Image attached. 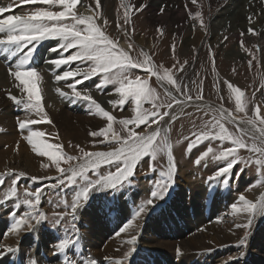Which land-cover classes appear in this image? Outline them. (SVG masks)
<instances>
[{
  "label": "rangeland",
  "instance_id": "374dc122",
  "mask_svg": "<svg viewBox=\"0 0 264 264\" xmlns=\"http://www.w3.org/2000/svg\"><path fill=\"white\" fill-rule=\"evenodd\" d=\"M91 1L95 5L94 0ZM151 1L152 0H147L145 3L136 2L135 4H133L135 7H139L141 4L146 5V7L143 11L135 13L131 16V24L129 25H124V7L122 6V3H119L118 0L112 1L111 3H108L105 7L106 13L100 11V18H102L104 21L107 20V24L105 25L104 21L103 24H97L102 26L105 33L111 38L115 40L123 38L128 43V40L125 38L123 32H121L117 28V24L123 25L127 29L128 33L131 35V42L134 44L135 51L131 52V55L134 59H143V57L139 56V53L143 50L134 42V38H136L137 36L142 37L144 44L148 45V53L151 56L152 61L157 66H162L164 69H172L173 72H175L173 65L177 64V61H179V63L181 64L185 61H188V64L186 65V71L176 72L174 78L179 79L180 77H184V83L188 84L189 87L193 89V98L195 97L197 92L200 91V88L198 86L202 81L203 100L195 104L189 103L183 108V112H181L180 108H177L174 105L173 107L176 113L178 114V118L175 121L171 122H169L168 117L164 118V124H161V128L163 129V131L158 137L162 150L156 153L155 160L152 159L151 153L142 156L140 160L137 161L134 175L129 177L122 184L116 186L115 188L104 189L93 193H91L92 191H90L86 202L83 200L80 202L82 206L78 208L74 220L72 219L71 215H65L64 219L60 223L55 224V221L59 219V214L71 212V202L75 196V193L80 190V185L82 182L79 180V178H77V184L70 186L65 183L64 185L53 188L50 185L52 182H56L54 178L52 179V181L47 179L34 180V177L45 178L44 176H47L46 173H49V175L56 174V176H59L60 173L57 172L56 166L50 160H48V157L45 156L44 160H40V157L38 158V160L34 159V155L37 154L32 151L31 145H28L27 141L24 142L16 138L14 139L13 137V134L20 136V134L25 131H21L18 128V118L29 119L30 116H33V118L40 121L39 124L41 125L46 126L48 124H53V121L50 120L51 117L49 115V112L46 110L44 99L42 96V92L45 90V88L47 86H50L51 88L52 83L48 79L50 75L45 72V70L38 68L40 66L42 67V65H38L36 67L31 66L30 69L36 68L41 77L40 83L38 85V87L41 89V105L44 108V113L47 114V117L51 121V123L42 120V116L44 115V113H28L23 109L22 105L19 106L14 102L11 103L13 104L12 107L15 109H9L11 112V119L8 120V122H10V128H4V131H0L1 136L6 135L8 137H11L9 140L6 139L3 140V142H0V151H5V155H7L4 156L3 159L6 164L8 163L10 167L17 169L10 168L0 170V176H3L5 180L4 184L0 185V219L7 218L11 215L10 220H12V223H15V220L13 219V214L16 218H20L24 215L25 212L29 211L28 206L24 204L26 192H35L37 188H44L40 203L42 209L39 210V212L44 213L46 219L39 221L40 226L38 228V234L40 238L39 243H44V248L40 252V259H38V261L42 260L50 262L53 260V258L57 256V252L59 254L65 253L66 251L74 253V247L72 246V243H69L65 247L63 252L59 251L57 249V246L64 239L74 241L75 236H77L79 240V233H81L83 236L81 230H91V228H93L91 225V221L94 218L92 214L93 212L96 213V222H98V225L102 224L100 229L103 226L107 225L108 222H113L112 224L110 223L111 225H113L114 222L118 223V225H115V231L112 232V237L115 236L116 233L119 232V230L129 220L132 219L133 215L136 213L141 203L147 201L148 199H152L151 192L156 188L157 181L165 179V176L162 174H166L168 171L169 151H171L173 160L176 163V170L173 175V181H175L176 184L174 183L175 185L173 186L172 182L170 187H168L163 198L154 200V205L152 208L154 212L152 215H156V217H154L153 219L160 218L161 221V215L165 210L164 207L166 206V204L169 203L170 200H175V205L177 206L174 208L175 210L170 211L173 215V218L175 219V222H177L178 220L177 214L179 213V211H181V209L179 211L177 210L179 207L183 208L185 216H187L188 213V217L192 220V222H194V205L192 201L193 197L191 194V184H198L200 186H204L206 190V197L202 199L201 202L195 195L197 202L200 203L199 208H201L202 218L204 219V222H206L204 224L215 222L216 220V223L219 225L221 224L220 220L226 222L229 217H232L230 214V211L232 210V205L236 204L238 206L239 204L243 203L239 200L240 196L243 195L247 201L256 203L258 201V197L260 198L262 194H264V174H261V172L258 171L259 166L256 165L254 162L250 164H245L242 162L251 155L246 149L239 150L241 162L233 166L231 173L227 176V178L222 176L215 180H209L208 178L209 176L214 174L217 168L224 167L227 163L226 160L213 159V153H209V155L205 157V159L202 160L199 164H196L195 161L200 156H202V154L207 151L209 147H211L214 153L218 155L225 149L233 147L231 142L228 140L221 142L219 139L206 140L202 143L197 144L191 150L188 149V144L190 140L194 139L192 133L200 131L204 123L206 121L211 120L213 115L219 116L220 114L219 111H209L207 107L198 110V104L203 103L204 105H211L209 103L214 102L223 105L231 113L234 112L235 114H237V120H240L245 116L244 112H237L236 110L234 93H230V90L228 88L229 83L232 84L234 87L239 88L242 92H244L245 96L248 98L249 103L247 106V116L251 117L253 115V108L257 105H259L261 108V115H264V42H262L261 44H257L255 43V41H250L248 38H244L243 36H241V33L243 31L242 29H235L232 32L231 29L229 30L228 24V27L226 26L227 28H225L219 33L220 37H218L219 42L221 44H206L203 47L202 42V46L198 49L196 48L197 50H194L195 47L189 44H185L184 40L194 36L195 34L194 29H189L190 27L187 26L189 22L195 20V15H192L191 17L189 16L187 19H185L184 16H181L179 18H176L175 21H172L167 18H164L161 21H155V19H153L152 17L156 14V16L159 18L160 15L158 14L159 11L157 10V6L153 5V1L151 5ZM5 2V6L7 8L10 4L14 3V0H5ZM259 4H264V0H261ZM78 5L79 3L77 4V8ZM36 7L47 8L51 11L63 10L62 6L60 5H20L18 7H14L13 9L15 11L17 10V14H25L29 11L34 10ZM216 7H218V5H214L213 3V5L208 8L205 0L200 1V12L203 16L204 22L207 18V14L213 12ZM77 14L79 15V12H77ZM67 22L70 23L71 21L69 20ZM183 25H185L186 27H184ZM177 27L181 28L179 29ZM157 28H162L163 33H159L157 31ZM177 29H179L178 32H175L174 30ZM225 37H227V40L224 39ZM45 41L42 40L41 42L35 45V51L33 52V54L35 55L31 56L30 59H34L38 55L39 50L44 45ZM55 42L58 47L60 43L59 38H55ZM41 44L42 46L39 48ZM173 45H175V52L173 51ZM235 47L237 48L238 53H243L246 58L248 57V60H244L242 62L241 58L237 55H230L228 59H225L226 52ZM38 48L39 50H37ZM26 51L27 48L23 50V52ZM60 51H62V49ZM75 51L76 49H70L67 53L64 54V56L66 57L67 55H70ZM58 56L59 52H57L56 58H58ZM249 61H252L251 67H249ZM71 63L81 69L87 68L90 70V68L92 67L91 61H84L82 63L80 61H75ZM255 73L256 75H254ZM136 76H139L142 80L146 79L148 81V85L151 88L155 89L156 93L159 96V100L157 101V103L170 102V99L166 96V92H171L172 95L178 97L180 95L176 92L175 88L172 85L168 84L166 81L158 80L156 75L151 74L150 77H145L144 75H142L141 71H139L138 69H133L129 74V78L135 79ZM252 76H256V79H253ZM75 78L76 79L74 80H79L82 77L78 75ZM103 79L104 74L97 73L95 76H92L89 80H85L82 84L77 85L76 90H80L82 92L86 89L91 90V95L93 96V98L98 103H100L95 98V94L99 96L107 94L109 92L116 93L115 89L119 86L116 83H109L104 84L100 90H97L96 85L100 84ZM191 81H195L196 84L193 85ZM86 83L90 85H87ZM217 89H219V91H217ZM254 89H256L257 92H251ZM72 91V89L69 90L70 93ZM119 99L120 97L118 94L117 97H115V99L113 100L118 101ZM78 101L80 103H84L85 106L81 109H78L77 106H74L75 109L73 106L65 104H63V106H65L67 109H70L68 110L69 112L74 110V116H81L83 118H79L80 120H82L81 122L91 118L94 119L97 124L92 127V129L85 130L88 131L87 133L83 131L82 135H80V138L77 137L74 139L70 137L65 140L62 146H60L61 153L66 154L68 156L77 157V160L65 163L64 159H66V156H64L60 163L61 168H66L69 167L70 164L75 165L80 162L79 158L82 156V153L79 150L80 148H83L86 152H107L114 151L116 148L121 147L120 144H117L115 142L99 143L98 141L103 140L104 137L94 138L89 135L90 131H96L102 128H106L108 121L102 115H90L89 104L83 100ZM100 104L105 109V111H108L109 114L114 117V120L112 122L113 130L119 133L122 139L127 137L129 129H134L137 133H146L154 131L157 127L156 124L140 125L139 127H135L130 124L125 127L122 123H120V121L124 119H132L135 115L133 111L135 105L130 98L125 101L123 108H121L119 105L114 107L112 104H110V107L107 108L102 103ZM211 106L213 109L218 110L215 106ZM144 108L151 109L152 105L150 103H145ZM127 109L130 110L129 113L126 111ZM167 110V108L161 109L162 112ZM206 112L207 114H205ZM75 120L76 118H74L72 122L74 123ZM221 122L224 123L225 128L228 130L229 133L238 135L237 129L233 124L228 123L227 120H223ZM0 129H2V126ZM218 131V128L213 129L214 133ZM185 137H189V139L186 140ZM245 140L247 141L246 137ZM94 141L96 142L94 143ZM164 141H166L167 144L171 146L170 149L168 147H165ZM247 142L251 143V141ZM20 143L22 145L19 146L18 144ZM21 146L28 154H31L33 160L31 165L32 167L27 165L28 162L25 163L23 161V158H20V161L18 159L13 158L14 156H16L17 151ZM3 160H1L0 162H2ZM45 164L48 165V167H43V165ZM150 165L152 166L151 168L149 167ZM22 169L28 171V173L30 174L25 173V176L19 177L18 174L20 172H23ZM10 170L13 175H6ZM97 171L100 175H104L108 171L114 172L115 165H112L111 167L107 165H101L100 169H98ZM33 174L37 176H34ZM88 176L90 179L93 180L97 178V176L94 175L91 170H89ZM13 180L17 181L15 185L17 192L16 196H11L9 194L10 189L13 187ZM172 189L173 195H170ZM134 191H137V193H133V197H131L130 193ZM32 199L34 200L35 198L32 197ZM66 204L68 205V207H65ZM123 204L127 205V207H130L131 209H129L128 215L123 218L117 219L118 217H120L118 216V214L122 212L119 207H121ZM205 206L208 208L209 213H206ZM37 207L39 209V205H37ZM218 216L219 218L217 219ZM246 216L247 214H245L243 218V223L241 224L248 223V219ZM143 217L144 214H142L141 217L137 219L141 220V218ZM145 220H149L148 217ZM34 222L35 221H32L33 224ZM163 222L164 221H162V223ZM72 224L75 225L77 231L72 229ZM253 224L254 223L251 222V225L248 228L240 227L239 231H232L235 233L234 237L228 238L225 236V234H220V238L223 240L225 239L224 241L227 242L205 248L202 252L204 253L202 258L200 260H197V262L195 263L189 264H248L247 262L250 257L248 249L251 243L248 241V239L251 238L252 240L256 241H262V239H264V211H262V217L260 218V221L255 226ZM161 226L162 229L159 231L160 234H168L170 236L168 238H170L171 240L181 237L180 235L176 237L177 232L169 231L167 229L165 230L163 228V225ZM202 226L203 225H198L197 228H193V232L200 231L204 233L203 231H201ZM98 228L99 227H97V230H99ZM31 229L32 227L28 230L27 225H22L21 231L17 235H15L18 240L17 243H19L20 239L22 238L21 236L25 235ZM134 229H129L123 234L121 233V237H125L123 238L125 244H128L126 250L124 249V252H122V254L125 255L126 253L131 252L129 256H125V259L121 261V264H148V262H152L154 264H180L178 262L179 256L186 257L192 255L195 252V250H193V244L191 243L189 244V250L185 251L184 249L182 250L180 248L181 245L179 243H176L174 245L171 244L170 246H167L166 249H164L166 251H163L164 255L159 250L145 248L143 246H140L137 242H135L134 245L129 244L127 243V241H129L133 236H135ZM252 229L254 233L252 234V236H250L253 232ZM260 229L262 230L261 232ZM145 231L146 229L139 230V233L145 234ZM258 231L259 233L255 234V232ZM189 232L190 230L188 231V229H184L183 231L184 235L189 234ZM51 233L56 236V238L58 237L57 233H59L60 239H58V241L54 240V236ZM44 235H47L46 239L44 238ZM109 237L110 235H105V238H103L102 241L99 243V249L105 248L107 243L106 240H108ZM242 239L244 240V243L241 245L240 241ZM53 242H56V244H54ZM35 244L36 247H34ZM14 246L17 247V244H15ZM83 246H85V244H83ZM37 247L38 244L36 243V241H33L26 245V251L25 249L21 250L17 248V258L20 257L22 254L23 256H27L26 258L29 260L31 252L36 251ZM177 249H179V254L177 252ZM85 250L87 249L85 248ZM105 255L103 256L108 257ZM145 255L148 257V259H145L143 257ZM103 260L104 261L102 262V264H108L107 261L109 259L104 258ZM110 260L115 262V259Z\"/></svg>",
  "mask_w": 264,
  "mask_h": 264
},
{
  "label": "snow or ice",
  "instance_id": "6c2138e0",
  "mask_svg": "<svg viewBox=\"0 0 264 264\" xmlns=\"http://www.w3.org/2000/svg\"><path fill=\"white\" fill-rule=\"evenodd\" d=\"M79 2H82V0H14V3L10 4L7 8L0 7V16H3L4 13L20 5H60L63 8L62 11H51L47 8L36 7L34 10L25 14H8L5 18H0V34H4L3 37L0 38V45L18 46V50L21 52L27 48V51L24 52L15 64V70H10L9 73L14 78L16 82L15 86L20 90L22 95L18 98L9 91L7 93L8 99L19 106L22 105L23 109L28 113H44V108L41 105V89L38 87L41 77L36 69H30L25 66L30 63V58L35 51L36 44L45 39L59 38V46L50 50L55 53L59 52V56L58 58L49 60V64L53 65L55 69H59L62 65H67L71 62L80 61L82 63L84 61H91L92 67L90 70L77 67L75 71H64L62 75H56L54 73L55 82L67 81L69 78H74L78 75L82 77L79 80H74L72 83H67V87L73 90L70 94L62 91L59 87L56 88V92L61 97L69 99L72 102H76L77 100L87 102L89 104L90 115H102L107 119V127L96 131H90L89 135L91 137H104L103 140L98 141L99 143L115 142L121 145V147L116 148L114 151L107 152H86L83 148H80L79 150L82 153V156L79 158L80 162L75 165L70 164L68 168H61L60 163L64 156H66V159H64L65 163L75 161L77 157L61 153L59 145L53 146L52 144L44 143L43 140L39 139L44 136L43 132L29 130V134L25 136L24 139L31 145L32 151L39 156L48 157L56 166L57 172L60 173L59 176L54 178L56 183L51 184V187L56 188L65 183L70 186L77 184V178L82 182L80 190L75 193L71 202V212L59 214V219L55 221V224L60 223L65 215H71L74 220L78 208L82 206L80 202L82 200L86 202L90 191L93 189L101 190L115 188L134 175L137 161H139L142 156L151 153L152 159L155 160L156 153L162 150L158 137L163 131L161 124L164 122V118L168 117L169 122L175 121L178 118V114L173 106L175 105L183 112V108L189 103L195 104L203 100L202 81L198 86L200 91L197 92L193 98V89L190 88L188 84L184 83V77H180L179 79L174 78L176 72L186 71L188 61L182 64L177 61V64L173 65L175 69V72H173L172 69H164L162 66H157L147 52L141 51L139 53V56L143 57V59H134L131 55V52L135 51L134 44L131 42V35L123 25L117 24V28L123 32L125 38L128 40L127 49L120 47L119 41L107 35L102 26L97 24L96 21L100 17V9L102 8L101 0H94V9L92 5L88 6L89 10L93 12V14L89 16L77 14L76 8ZM191 3L195 5L197 4V0H191ZM122 6L124 7V25L131 24V16L143 11L146 7V5L143 4L139 7H135L130 3L124 4L123 0ZM185 8L187 9V5H185ZM159 12L163 14L165 12V6H161ZM189 16H192L191 12H189ZM194 18L199 20L201 26L204 27L203 16L200 11H196ZM69 20L71 21L70 23L67 22ZM104 23L106 25L107 20H105ZM251 23L252 19L249 17V24ZM157 31L161 34L163 33L162 28H157ZM247 31L255 34V30L251 27H249ZM243 35L244 33L242 32L241 36ZM224 39L227 40V37ZM61 49L62 51H60ZM70 49H76V51L65 57L64 54ZM173 51L175 52V45H173ZM251 66L252 61H249V67ZM133 69H145L146 72L156 75L158 80L166 81L180 94L179 97L172 95L171 92H166V96L170 99V102L157 103L159 96L155 89L148 85L146 79L142 80L139 76H136L135 79L129 78V74ZM97 73L104 74V79L100 84L96 85L97 90H100L104 84L116 83L119 85L115 91L119 94L120 99L118 101L110 100V104L114 107L119 105L123 108L125 101L130 98L135 105L133 109L135 115L133 118L124 119L120 121V123L125 127L130 124L135 127L156 124V129L146 133H137L134 129H129L127 137L122 139L119 133L113 130L112 122L114 117L110 115L108 111H105L101 104L93 98L91 90L86 89L83 92L76 90L77 85L82 84L85 80H89ZM191 83L193 85L196 84L195 81H191ZM228 88L230 93H234L237 112H244L245 116L237 120L231 112L223 108L216 110L213 109L211 105L200 103L198 104V110L207 107L209 111H219L220 114L219 116L213 115L211 120L204 123L200 131L193 132L192 136L194 139H191L188 144L189 150L206 140L219 139L221 142L228 140L233 145V147L225 149L218 155L209 147L207 151L195 161L196 164H199L209 153H213V159L227 161L224 167L217 168L214 174L209 176V180H215L222 176L227 178L233 166L241 162L239 155L240 149H246L251 154L242 162L245 164L254 162L259 166L258 171L264 174V115H261V108L257 105L253 108V115L251 117L247 116L249 101L244 92L230 83L228 84ZM217 91H219V89H217ZM145 103H150L152 108L145 109ZM162 108H167L168 110L162 112ZM205 114H207V112ZM42 120L51 123L46 113L42 116ZM223 120H227L228 123L233 124L237 129L238 135L229 133L224 123L221 122ZM39 122L40 121L33 119H17V125L21 131L26 130L28 125L37 124ZM217 128L219 131L214 133L213 129ZM0 131H4V129H0ZM245 137L247 141H251V143H248ZM185 139L187 140L189 137H185ZM95 142L96 141H94V143ZM164 145L169 149L171 148L166 141H164ZM101 165H107L109 167L115 165V171H108L106 174L100 175L97 170L100 169ZM43 167H48V165L45 164ZM149 167L151 168L152 166L150 165ZM89 170L97 176L96 179L93 180L89 178ZM175 170L176 163L173 160L171 151H169L168 171L166 174H162L165 176V179L157 181L156 188L151 192L152 199H148L141 203L132 219L116 233L117 236L129 229L137 227L134 221L147 212L148 208L154 203V200L163 198L168 187H170L173 182ZM6 175L12 176L13 173L9 171ZM18 176L23 177L25 173L20 172ZM33 179L43 180L49 178L34 177ZM4 182V177L0 176V185H3ZM16 183V180L12 181L13 187L10 189L9 193L11 196L17 195ZM42 191L41 188H37L35 192H26L24 204L28 206L29 211L25 212L20 218H16L13 214L15 223L11 226L12 233L18 234L21 231L22 225H27V229L29 230L32 227V221L39 222L46 219L45 214L39 212L37 207L41 200ZM32 197L35 199L33 200ZM239 200L243 202V207H238L236 204H233L230 214L233 216L247 214L248 223H236L235 227L248 228L251 225L253 215L257 211H264V194H262L256 203L247 201L243 195L239 197ZM65 207H68V205L66 204ZM72 229L77 231L74 224H72ZM136 239L137 237L133 236L127 243L134 245ZM73 242L74 241L64 239L58 244L57 249L63 251L69 243ZM243 243L244 240L242 239L240 244L242 245ZM0 248H3V251H0V255L15 250V248L7 245H0ZM177 252L179 254V249H177ZM130 254L131 252L126 253L125 256L127 257ZM72 264H75V262L73 261ZM84 264H98V262L95 259H88ZM108 264H121V262H113L109 259Z\"/></svg>",
  "mask_w": 264,
  "mask_h": 264
},
{
  "label": "bare ground",
  "instance_id": "6f19581e",
  "mask_svg": "<svg viewBox=\"0 0 264 264\" xmlns=\"http://www.w3.org/2000/svg\"><path fill=\"white\" fill-rule=\"evenodd\" d=\"M112 1H116V0H101L102 8L100 11L105 12V7L107 6L108 3H111ZM146 1L147 0H123V3L124 4L130 3L131 5H133L136 2L145 3ZM152 1H153V5L157 6L158 11H159V8L161 6H165V12L163 14H160L157 11L158 14L160 15L159 18L156 16V14L153 17L151 16L153 19H155V21H157V20L161 21L164 18L175 21L176 18H179L181 16H184V18L187 19L189 17V12H191L192 15H195L196 11H201V8H200V1L201 0H197V4H195V5H193L191 3V0H152ZM152 1H151V5H152ZM205 1L207 3L208 8H210L211 5H213V3H214V5L217 4L218 7H216L213 12L207 14V18L204 22V27L199 26V25H201V23L197 19L188 23L187 26L190 27L189 29L193 28L195 31L194 32L195 34H194V36L184 40L185 44H187V45L189 44V45L194 46L195 47L194 50H197L202 45L204 47L206 44H208V45H210V44L213 45L215 43L221 44L219 42V37H220L219 33L222 30H224L225 28H227L228 26H229V30L231 29L232 32L235 29H237V30L242 29L243 30L242 32L244 33L243 37L248 38L250 41H255V43H257V44H261L262 42H264V4H259V2L261 0H205ZM118 2L122 3V0H118ZM5 3H6L5 0H0V7L6 8ZM89 5H92L93 9L95 8V5L91 0H82V2H79L78 8L76 9L77 12H79V15L80 14H82L84 16L92 15L93 12L89 10V7H88ZM185 5H187L188 9L185 8ZM16 11L14 9L10 10L9 12L4 13L3 16H0V18H5L8 14L19 15L16 13ZM249 17H251V19H252L251 24H249ZM103 21L104 20L100 17L97 19L98 24H103ZM183 26L186 27L185 25H183ZM195 26H196V28H195ZM249 27H251L255 30V34L249 33L247 31ZM177 28L180 29L181 27H177ZM179 29L174 30V31L178 32ZM196 32H197V35H196ZM3 35L4 34H0V38H2ZM118 41H119L120 47L127 49V42L123 38H119ZM134 42L143 50V52L148 53V45L144 44L142 37L136 36V38H134ZM202 42H203V44H202ZM42 44H43V42H42ZM42 44L39 46V48L42 46ZM56 47H57V44L55 42V38L46 39L44 45L40 48V50H39V48L37 49V50H39L38 55L34 59H30V63L25 66V67L31 68V66L36 67L38 65H42V67L40 66L38 68L45 70V72H47L52 78L51 79L50 76L48 78L50 80V82L52 83L51 88H50V86H47L45 88V90L42 92V96L44 99V104H45L46 110L49 112V115L51 117L50 120L53 121V124H48L45 126V125L39 124L40 123L39 122L38 124H32L31 126L28 125L27 130L22 132V134H20V136L13 134L14 139L16 138V139H19V140L25 142L27 140H25L24 137L29 134V130L40 131V132H43L45 135V136H43L44 138H42V137L39 138V139L43 140L44 143L52 144L53 146H56V145L62 146L64 144L65 140H67L68 138H70V137L74 138V139L77 137L80 138V135H82L83 131L85 133H87L88 131H85V130L92 129V127H94L97 124V122L91 118L88 120L86 119L87 121L85 120V121L81 122L82 120L79 119V118H82L81 116H78V115L74 116V110L69 112L68 110H70V109H67L65 106H63V104H65V105H69V106H73V107L77 106L78 109H81L85 105H84V103H80L78 100L76 102H72L69 99H65V98L61 97L56 92V88L59 87V88H61L62 91L70 94V92H69L70 88L67 87V83L74 82V79H76V78L74 77V78H69L67 81L55 82L54 73L56 75H62L64 71H75L77 69V66H75L73 63L63 65L59 69H55L53 65L48 63L49 60L56 58L57 52L55 53L53 51H50L51 49H54ZM235 48L230 49L229 51L226 52L225 59H228L230 57V55H237L238 57L241 58L242 62L244 60H248V57L246 58V56L243 53H238L237 48L236 49ZM23 54H24L23 51L21 52L18 50V46L0 45V128L2 126V129L10 128V122H8V120L11 119L10 118L11 112L9 109H15L12 107L13 104H11V103H13V102H11V100L8 99L7 93L10 91L13 95H16L18 98H19V96L21 97V95H22L20 90L15 86L16 82L14 81V78L9 73H10V70H15L14 66ZM32 56H34V55H32ZM34 69H36V68H34ZM138 70L141 71L142 75H144L145 77L151 76V74L146 72L145 69H138ZM263 74H264V71H263ZM254 75H256V73ZM253 79H256V76L253 77ZM186 82H188V81H186ZM86 84L90 85L88 83H86ZM53 87H55V88H53ZM251 92H257V91H256V89H254ZM117 95H118V93L109 92L107 94H103V95H99V96L95 94V98L100 103L105 105V107L109 108L110 107L109 101L115 99V97H117ZM205 102H207V101H205ZM207 103H209V102H207ZM60 104H62V105H60ZM209 104L215 106L217 109L223 108V109L227 110V108H225L221 104H217L214 102H210ZM18 108H19V106H18ZM74 109H75V107H74ZM126 111L128 113L130 112L129 109H127ZM227 111L230 112L229 110H227ZM232 113L234 114V117L237 118V114H235L234 112H232ZM74 118H76V120L73 123L72 121L74 120ZM29 119L37 120V119L33 118V116L32 117L30 116ZM77 119H79V120H77ZM241 126H243V125H241ZM10 137H8L6 135L5 136L0 135V142L1 141L3 142V140H6V139L9 140ZM18 145L20 146L22 144L20 143ZM5 154H6L5 151H0V161L4 159V156H7ZM13 158L18 159V160L20 158H23V161L25 163L28 162L27 165L32 167L31 166L32 162H33L32 156H31V154H28L24 150V148H22V146L19 147L16 156H14ZM33 158L37 159V160H38V158L40 160H44L45 156L34 155ZM35 164H36V161H35ZM10 168L11 169H17V168L10 167L8 165V163L6 164V162L4 160L2 162H0V170L1 169H10ZM66 168H68V167H66ZM23 172L26 174H30V173H28V171H25V170H23ZM46 175L47 176H44V177H48L49 179H47V180H51V181L53 178L57 177L56 174L49 175V173H46ZM34 176H37V175H34ZM53 183H56V182H52L51 184H53ZM174 183L176 184V182L173 181V186L175 185ZM191 185H192L191 194L193 197L192 201H193V205H194V213H193L194 215L193 216H194L195 221L193 220L194 222H192V220L188 217V213H187V216H185V214H184L185 212L183 211V208L179 207L177 210L179 211L181 209V211H179V213L177 214L178 220H177V222H175V219L173 218V215L170 212L171 210L172 211L175 210L174 208L177 206V205H175V200H170L169 203L166 204V206L164 207L165 210L164 209H163L164 211L162 210L163 213L161 215L162 216L161 221H160V218L159 219H153L154 217H156V215H152L154 212L152 209L154 204H152L148 208L147 212L144 214V217L141 218V220L136 219L134 221V224L137 226L134 229V231H135L134 234L137 237L135 242L139 243L140 246H143L145 248H150V249L152 248V250H159V251H161L162 254H163V251L166 252L164 249H166V247L170 246L171 244L174 245L176 243H179L181 245L180 248L182 250L184 249V251H185V250H189L188 249L189 244L191 243V244H193V250H195V252L190 256H186V257L179 256L178 257V262L180 264H189V263H195V262H197V260H200L204 254L202 252L205 248H207L209 246L216 245V244H221V243L227 242V241H224L225 239L223 240L220 238V234H222V235L225 234V236L228 238L235 236L234 232L236 230L239 231V228H236L235 224L236 223H240V224L243 223V220H244L243 218H244L245 214H241L239 216L231 215L232 217H229L226 222H223V220H220L221 221L220 225L216 223L217 220L215 222H210L208 224H204L206 222H204V219L202 218L201 208H199L200 203L197 202L195 195L198 197V199L201 202V200L206 197L205 196L206 190H205L204 186H200L198 184H191ZM177 187H178V184H177ZM40 188L42 190H44V188H42V187H40ZM101 190H104V189H101ZM96 191H100V190L93 189L91 193L96 192ZM172 192H173V189H172L170 195L171 194L173 195ZM42 193H43V191H42ZM42 193H41V196H42ZM133 193H137V191L131 192L130 193L131 197H133ZM258 199H259V197H258ZM40 203H41V200L39 201V204H38L39 210L42 209L40 206ZM123 205H124V207H123ZM123 205L121 207H119L122 212L119 213L120 215L118 214V216H120V217H118L117 219L123 218L126 215H128L129 209H131L130 207H127V205H125V204H123ZM238 206L243 207V203L239 204ZM205 211L207 213H209L207 207H206ZM231 212H232V210L230 211V213ZM92 214H93V217L95 218L94 219L92 217L93 219L91 221V225L93 228H91V230H88V231H85V230L82 231L81 230V232L83 233V236L81 233H79V240H78V237L75 236L74 242L72 243V246L74 247V249H73L74 253L66 251L65 253L60 252L61 254H59L57 252V256L55 258H53V260L50 262H46V261H42V260L38 261V259H40V252L44 248V243H42V244L39 243L40 238H39V234H38V232H39L38 228L40 226V222H34L32 229L29 232H27L25 235L21 236L22 238L20 239L19 243H17L18 240L15 237V235H17V234H14L11 232V226L13 224L12 220H10L11 215L7 218L0 219V231H1L0 232V245H7V246L15 248V250H14L15 253L13 251H11V252L5 253L4 255H0V264H72L73 261L75 262V264H84V262L88 259H95L98 262V264H102V262L104 261L103 260L104 258L105 259L106 258L115 259V261L117 260L120 262L123 261L125 259V255L122 254V252H124V249L126 250V248L128 246V244H125V242H124L123 238H125V237L124 236L121 237V234L119 236L115 235L112 237V235H113L112 232L115 231V228H116L115 225H118V223L114 222V224L111 225L113 222H110L111 224L108 222L107 225L103 226L100 229L102 224L98 225V222H96V213L93 212ZM147 217L149 220H145ZM261 217H262V211H257L253 215L252 222L254 223L253 224L254 226L260 221ZM218 218H219V216L217 217V219ZM162 221H164V222L162 223ZM196 222H198V223H196ZM161 225H163V228L165 230L167 229L169 231L177 232L176 237H178L179 235L181 237L171 240L170 238H168V237H170L168 234H166V233L160 234L159 231L162 229ZM198 225H203L201 227V231H203L204 233H202L200 231L193 232V228H197ZM97 227H99L98 228L99 230H97ZM145 229H146L145 234L139 233V230H145ZM184 229H188V231L190 230L189 234L184 235V233H183ZM232 231H234V232H232ZM252 231H253V229H252ZM261 231L262 230L260 229V232ZM253 233H254V231L251 233L250 236H252ZM258 233H259V231L255 232V234H258ZM57 235H58L57 238H56V236L53 235L54 240H56V241H58V239H60V234L57 233ZM105 235H107V236L110 235V237L108 238V240H106L107 243H106L105 248L99 249V247H98L99 243L102 241L103 238H105ZM44 236L43 237L46 239L47 235H44ZM205 238H207L208 240ZM204 239H205V242H204ZM251 240H252L251 238L248 239V241L251 243H250V246L248 249V253L250 254V257H249V260L247 263L248 264H264V239H262V241H256V240L251 241ZM33 241L34 242L36 241V243L38 244V247H37L36 251L31 252L29 260L26 258L27 256H23L22 254L20 257L17 258L16 249L17 248H19L21 250L25 249V251H26V245L28 243L33 242ZM212 243H214V244H212ZM15 244H17V247L14 246ZM54 244H56V242ZM83 244H85V246H83ZM34 247H36V244L34 245ZM55 247H56V245H55ZM76 247H77V249H76ZM85 248L87 250H85ZM0 251H3V248H0ZM186 252H189V251H186ZM103 255L108 256V257H104ZM42 256H44V255H42ZM143 257L145 259H148V257L146 255ZM151 263L152 262H148V264H151ZM152 264H154V263H152Z\"/></svg>",
  "mask_w": 264,
  "mask_h": 264
}]
</instances>
